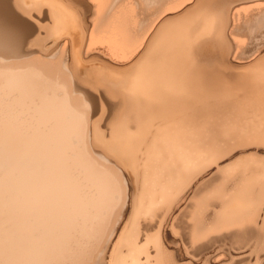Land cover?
<instances>
[{
    "label": "bare ground",
    "instance_id": "1",
    "mask_svg": "<svg viewBox=\"0 0 264 264\" xmlns=\"http://www.w3.org/2000/svg\"><path fill=\"white\" fill-rule=\"evenodd\" d=\"M116 3L41 0L33 4L29 0L25 7L15 0H0V264H104L136 196H147L150 191L146 188L150 185L153 189L157 182L168 192L179 181V174L173 181L171 176L177 169L173 159L177 141L184 128L203 122L208 115L207 102L228 98L237 103V113L252 117L259 125L264 121V97H258L260 94L250 91L249 86L258 79V85L264 84V52L247 62L234 60L242 70H234L225 62L231 47L225 31L230 25L233 31L241 13L263 9L264 0H146L149 8L142 12L156 6L157 17L140 33L148 17L136 21L131 7ZM39 42L43 45L35 48ZM99 45L106 46L110 55L94 53L92 48ZM9 56L16 60H9ZM239 92L242 95L236 97ZM240 106L250 110L246 113ZM104 107L112 115L124 107L127 112L139 110L146 126L161 122L146 162L141 163L139 157L142 130L136 135L132 132L133 136L126 133V118L131 113L124 110L122 114L127 117L119 121L116 136L99 149L105 154L98 150L101 137L96 128V108ZM228 122L223 123H227L225 130ZM149 128L144 126L143 131ZM259 173L264 176V167ZM247 211L241 202L227 207L230 215ZM136 255L137 250L130 249L122 262L128 258L134 264L139 259Z\"/></svg>",
    "mask_w": 264,
    "mask_h": 264
},
{
    "label": "rangeland",
    "instance_id": "2",
    "mask_svg": "<svg viewBox=\"0 0 264 264\" xmlns=\"http://www.w3.org/2000/svg\"><path fill=\"white\" fill-rule=\"evenodd\" d=\"M124 3L126 4V6L131 7L133 9L132 14L135 17L136 21L138 19V21L141 22L144 19V16L148 17V19L145 18L143 26L139 29V33L141 31H143V29L148 26V24L152 21V19L154 20V18L157 17L156 16L157 11L155 8L156 6L150 7L153 9L148 10L149 14L142 12L143 9L145 10L146 8L147 9L149 8V6L148 7L146 6V4H147L146 0H117L116 5H121V4L124 5ZM239 16H240V18H239L240 20H238L237 24L234 26L233 31H230L231 25L226 30V31L229 30V32L231 34L229 32L225 31L226 38L230 42V43L228 42V44L231 45V47L229 46L230 47L229 50L231 52L230 51L227 52V56L229 59L225 58V60H226L225 62L227 65H230L231 67L232 66L235 67L234 70H236V68H237V70L238 69L242 70V68H243V67L240 68L241 65L239 67L237 65H235L234 60H238L241 62H247L254 55H256V54L259 55L262 52H264V7H263V9L261 8L259 10H256V8L249 10L248 13L243 12ZM150 19H151V21H150ZM230 35H233V36H230ZM233 39H235V40H233ZM47 42H49V41L44 42V44H47L45 46H48V48H49V45ZM38 44L41 45L42 42L37 43L35 48L39 47ZM232 47H233V50H232ZM99 48H101V49H99ZM102 48H104V49H102ZM31 49L32 48H30L29 50H31ZM46 49H47V47H46ZM105 49H106V46L104 47V46H100V45L95 46L94 49L92 48L93 52L95 51L94 53H96L98 51L97 53L100 52L101 54H106V56L110 55V53L107 54L108 50L106 49L107 50L106 51ZM101 50H102V52H101ZM22 51L24 52L25 49L23 48ZM105 51H106V53H105ZM14 58H15V56L14 57H11V56L8 57L9 60H16ZM228 60H230L232 62H230ZM233 79H235V77L231 78V80H233ZM259 80H261V79L257 80V84L253 83L254 81L249 84L250 91H252L253 93H256L258 95L259 94L261 95V96L259 95L258 97H264V88L262 89V87H264V84L261 83V84H259L260 85L259 86L258 85ZM256 85H258V86H256ZM255 87H256V89H255ZM262 94H263V96H262ZM239 95L241 96L242 92L237 93L236 97H238ZM117 99L119 100L121 98H117ZM231 102H233V101L229 100L228 98L227 99L224 98V100L221 98L220 99L214 98L213 102H212V100L210 101V103L207 102V104L209 106L205 107V111L208 112V113H206V115L207 114L208 115L203 117V119L205 118L204 120L202 119L203 122L201 121L202 122L201 124H199L200 122H198L194 125H190L189 127L187 126L188 129L184 128L181 131V133H180L181 138L177 141V146H176V149L174 151L175 153L173 154L174 155L173 157H175V158H173L174 162L177 161V163H175L177 169H176V173H172V175H171V176L174 175L172 178V181H173L176 179V176L179 174L178 176H179L180 182L177 181L176 184L172 185L173 186L172 189L168 192H165L164 190H162L159 186V182H157V183H155V186L153 189L150 185H149V189H148V187L146 188L145 191H147V192L150 191V192H148L150 194H148L147 196H143L142 198L140 195L136 196L133 203L130 204L131 208L129 207V209H131V211H129L128 215H126L124 217V219H123L124 222L122 221V224L119 228V231H121V232L123 231V232L118 233L119 238H117L115 240L116 245L118 246L119 252L117 251V248H116L117 246L115 245V243H112V246L110 247L111 249L109 248L106 255H105L104 261L106 263L104 262V264H110V263L113 264L112 262H114V264H118V263L119 264H132V261L129 260L128 258L122 262V259H124L123 257H125L127 255L128 251L130 249H132V250L136 249L137 250L136 257L138 256L137 259L138 258L139 259L134 264H138V263L139 264L140 263L141 264H149V261L151 262L150 264H264V187H263L264 176L259 175L260 174L259 172L264 167V158H263L264 157V149H256V150L249 149L250 155H248V156H241L239 154V153H241V151H243V149L241 148V145L247 144V143L249 144V143H252L253 141L254 142L252 144H258L260 142V140L262 139V136L264 137V135H263L264 134V124H263L264 121L261 123V125L256 124L255 123L256 121L254 119H252V117L248 119L246 117L247 116L246 114H245L246 115L245 116L241 113H237L235 111V110H237L236 107L239 109L237 103L235 104L234 102L233 103H231ZM225 103H227V104H225ZM210 107H212V108H210ZM240 108H242V107L240 106ZM215 109H216V112H215ZM242 109H246V113H247L250 110V107L248 108V106H247V108H242ZM122 110L126 111L125 107L123 109H120V111H119L120 113L118 112L119 114H117V112H116V113H114V115H112V113L108 109V107L107 108L104 107L101 110L96 108V111H97L96 128L98 129V132H99L100 137H101V139H100L101 141H98V144H97L98 150L101 149L102 146H104L103 143L105 144L106 142L107 143L111 142L112 137L116 136L117 126L119 128V124H120L119 121H121L122 119L127 117V115L124 116L125 113L122 114L123 113ZM133 111L132 112L126 111L127 114H130V113L131 114H130V116L128 115V117H130V118H128V117L126 118V120L129 119V121H127L125 129L127 128L126 129L127 134H129V133L131 134V135L129 134V136H133V134L136 135L138 133V130L141 128L142 131L140 134H142L143 136L141 135L142 136L141 144L138 148H140L139 149V154H140L139 157H140V162L142 163V162L147 161L146 158L149 156L148 155V153L150 152L149 149H151L156 142L155 140H156L157 135H154V134H157L158 129L161 125V122L160 121H158L159 123L155 122V123H153L154 125H150L151 127L146 126V125H144V122L142 121L143 117H141L142 116L141 112L139 110L137 112H136V110H133ZM220 111H222V112H220ZM226 113H227V116L225 115ZM138 114H139V116H138ZM212 114H215V115H212ZM119 115H120V117H118ZM122 115H123V117H121ZM133 115H134V117H133ZM136 115H137V117H136ZM113 116H114V118H113ZM228 116H229V118H227ZM138 117L140 120L138 119ZM118 118H119V120H117ZM216 118H217V120H215ZM109 119H110V121H109ZM130 119H131L133 124L135 122H137V123H135V125L131 124ZM219 119L220 120L222 119L221 124L223 126H221V124H220L221 121ZM226 119H228L229 122H228L227 128L225 130L224 128L226 127L225 125L227 123H225V124H223V123L226 122ZM114 120L115 121L117 120L118 122L117 121H116L117 123L112 122ZM205 120H207V121H205ZM218 120H219V123L217 122ZM223 120H225V121H223ZM233 120H235V122H237L239 124L235 123ZM263 120H264V118H263ZM232 122H234V123H232ZM97 123H98V125H97ZM212 123H214V125ZM197 124H198V126H197ZM205 124L207 126L212 124L213 126H210L211 130H210V127H207ZM219 124L221 127L218 126ZM139 125H140V127H139ZM200 125H202V126H200ZM235 125L237 127H234ZM250 125H251V127H250ZM258 125L260 126V128ZM131 126H132V128H131ZM144 126H145V128L150 127L147 130L148 132L143 131ZM204 126H206V127L204 128ZM228 126L230 128H232V126H233V128L236 130L233 129L231 132L230 128H228ZM154 127L156 128V130L154 129ZM201 127H203L205 130ZM212 127H214V129ZM133 128H134V131H131V130H133ZM206 128L208 129V131ZM237 128H241V129H237ZM261 128H262V130H260ZM152 129H154V130H152ZM201 129H202V131H201ZM228 129H229V132L231 134L229 132H226V131H228ZM186 130H188V131H186ZM255 130H256V132H255ZM190 131H192V132L190 133ZM195 131L197 133H195ZM203 131L204 132L206 131L207 133H203ZM237 131H241L242 135ZM111 132H113V133H111ZM132 132H133V134H132ZM208 132L210 134H208ZM244 132L246 133V136H245ZM259 132L262 134H260ZM186 133H188V135ZM192 133L193 134L195 133V134L192 135ZM236 133H238V135H236ZM249 133L254 135V136L250 135ZM103 134H104V136H103ZM185 134H186V136H185L186 138L184 137ZM202 134H203V136H201ZM204 134H206L205 135L206 138L204 137ZM232 134L235 136H232ZM190 135H191V137H190ZM207 135L208 136L210 135L209 138H211V139L213 138V141L214 142L217 141L218 143L212 142L211 139H209ZM240 135H241L242 140L240 137H237ZM248 135H250L249 136V138L251 137L250 139L248 138ZM109 136H110V138H109ZM198 137H200V138H198ZM225 137L227 140L225 139ZM192 138L195 140L197 138L198 141L196 140V142H195V140H194L191 142V140H193ZM228 138L230 141L228 140ZM239 138H240V140H238ZM105 139L106 140L108 139V140L106 141ZM207 139H208L209 144L207 143ZM233 139H235V140L237 139V140L235 141ZM102 140H103V142H102ZM104 140H105V142H104ZM186 140H189L190 142L187 141L188 143L187 142L185 143L184 141H186ZM199 141H200V143H198ZM243 141H246V142L243 143ZM221 142H222V146H221ZM192 143H193V145L194 144L195 145L193 146ZM186 144H188V145H186ZM197 144H199V147L197 146ZM210 144H212V145L210 146ZM216 144H218V145L216 146ZM202 145L204 146V149H203ZM186 146H188V147H186ZM212 146L213 147L215 146L213 148V150H211ZM192 147L194 149L193 150L194 152L191 150ZM194 147L197 149H200V147H201L200 151L202 153L199 150L197 151V149H195ZM102 148H104V147H102ZM186 148H188V149H186ZM208 149H209V152H212L211 154L208 152L209 155L206 154ZM103 150H99V151H101L102 154H105ZM177 150H178V152H177ZM184 150H185V152H184ZM195 150L198 154L195 152ZM182 151H183V153H182ZM190 151H192L193 153H191ZM213 152H215V153H213ZM186 153H188V154H186ZM177 154H178V156H176ZM142 155H145V156H142ZM218 155H221V156L219 157ZM223 156H224V158H223ZM234 156L235 157L237 156L239 159H234L233 158ZM186 158H188V159H186ZM249 158H251V159H249ZM179 160H180V162H179ZM227 160H229V161L231 160L230 163H228L229 161H227ZM181 161H182V164H181ZM248 161H249V163H248ZM178 162H179V164H178ZM201 165H204V166H201ZM216 165L218 167H216ZM221 167L222 168L226 167V168L222 169ZM219 168H221V169H219ZM248 169H250V170L248 171ZM246 171H248V172H246ZM252 171H254V172H252ZM248 173L249 174L251 173V175H248ZM252 173H253V175H252ZM138 174H139V182H140L141 168L138 170ZM235 175L237 178L234 177ZM257 175H258V177H257ZM190 176H192V178H190ZM252 176H254V177H252ZM151 177L152 176L149 177V180L151 179ZM218 177L220 179L222 178L221 181H219L220 179H218ZM238 178H240V179H238ZM191 179H193V180H191ZM216 181L219 185L216 183ZM222 183H223V185H222ZM225 183H227V184H225ZM214 184H217V185L215 186ZM238 186H240V187H238ZM226 187H228L229 189ZM181 188H182V190H181ZM251 188L253 189L252 191H251ZM227 189H228V191H227ZM232 189H233V191H232ZM236 189H237V191H236ZM172 190H174L175 192ZM245 191H248V192H245ZM180 192H181V194H180ZM225 192H226V194H225ZM249 193H251V194H249ZM158 195H160V197H157ZM222 196H224V197H222ZM156 197H157V199H156ZM174 198H176V199H174ZM249 198L252 200V203H250L251 200ZM228 199H230V200H228ZM155 200H157V201H155ZM169 200H170V202H169ZM254 201H255V203H254ZM237 202H241V204H246V206L248 208V211L246 213H249V214H246V213L236 214V215L235 214H232V215L227 214L228 213L227 207H228L229 203H231V205L233 206ZM155 203H157V204H155ZM167 203L169 205H167ZM138 204H140V205L142 204V205L140 206ZM160 205H162V206L164 205V207H162ZM165 205H167V206H165ZM226 205H227V207H224ZM135 206H136V208H135ZM149 211H151V212H149ZM135 212H137V213H135ZM154 212L155 213L157 212V213L155 214ZM234 215H235L236 219L234 218ZM243 215H245L246 217ZM129 217H130V219H129ZM132 217H133V219H132ZM136 217H137V219H136ZM238 217L239 218L242 217L241 218L242 220L239 219ZM130 220L132 222L133 221L134 222L132 223ZM126 221H127V223H126ZM138 221H140L141 223ZM142 221H143V223L145 221H147L146 222L147 224L144 223V224H146V227L144 226V224H142ZM138 224H140V225H138ZM142 226H144V227H142ZM139 227L142 229H140ZM137 229L138 230L140 229V233L141 232L142 233L139 234ZM121 234L123 237L121 236ZM132 234H136V235H132ZM137 237H138V239H137ZM140 237L142 240H139ZM142 237L144 238V241H143ZM134 241H135V243L138 244L137 247H136V244L134 243ZM133 243L135 245H133ZM113 244L115 245L114 249H113V246H114ZM145 244H147L149 247ZM128 245H129V248L127 247ZM143 245H144V248H142ZM155 245H156V247L154 248ZM125 247L127 248V250ZM145 248H147V249L149 248V250L147 251V249H145ZM139 249H140V251H138ZM114 251H117L118 253H116ZM123 251H124V253H123ZM144 251H146L147 254ZM142 252L145 255L142 256V254H140ZM155 253H157V254H155ZM108 254H110V255H108ZM114 257L117 259H115ZM153 257H154V259H153ZM158 257H159V259L155 260V258H158ZM108 259H110L111 261L109 262ZM152 260L154 263L152 262ZM159 260L161 262H159Z\"/></svg>",
    "mask_w": 264,
    "mask_h": 264
},
{
    "label": "snow or ice",
    "instance_id": "3",
    "mask_svg": "<svg viewBox=\"0 0 264 264\" xmlns=\"http://www.w3.org/2000/svg\"><path fill=\"white\" fill-rule=\"evenodd\" d=\"M17 4L23 5L25 7L28 6L29 0H15ZM31 3L33 4H39L41 3V0H31ZM241 148L243 151H241V156H248L250 154L249 149L256 150V149H264V137H262L261 141L258 144H243L241 145ZM234 159H238V157H233Z\"/></svg>",
    "mask_w": 264,
    "mask_h": 264
}]
</instances>
